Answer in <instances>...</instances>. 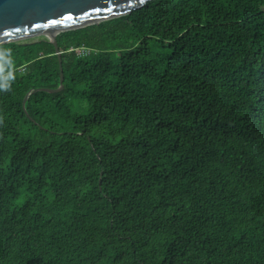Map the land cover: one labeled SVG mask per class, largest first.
Segmentation results:
<instances>
[{"label": "trees", "instance_id": "trees-1", "mask_svg": "<svg viewBox=\"0 0 264 264\" xmlns=\"http://www.w3.org/2000/svg\"><path fill=\"white\" fill-rule=\"evenodd\" d=\"M55 39L60 93L44 37L0 44V264H264V0Z\"/></svg>", "mask_w": 264, "mask_h": 264}, {"label": "water", "instance_id": "water-1", "mask_svg": "<svg viewBox=\"0 0 264 264\" xmlns=\"http://www.w3.org/2000/svg\"><path fill=\"white\" fill-rule=\"evenodd\" d=\"M148 1L150 0H0V44L25 41L35 36L44 37L53 45L58 58L59 86L40 87L32 91L60 93L64 90L63 73L55 36L62 31L126 15ZM29 93L22 100L23 109Z\"/></svg>", "mask_w": 264, "mask_h": 264}, {"label": "built area", "instance_id": "built-area-1", "mask_svg": "<svg viewBox=\"0 0 264 264\" xmlns=\"http://www.w3.org/2000/svg\"><path fill=\"white\" fill-rule=\"evenodd\" d=\"M69 51L74 52L78 56L85 55V54H87L89 52V50L86 47H84V46L71 47L69 49Z\"/></svg>", "mask_w": 264, "mask_h": 264}, {"label": "rangeland", "instance_id": "rangeland-1", "mask_svg": "<svg viewBox=\"0 0 264 264\" xmlns=\"http://www.w3.org/2000/svg\"><path fill=\"white\" fill-rule=\"evenodd\" d=\"M39 37H41V36H35L33 38L26 39L25 41H33V40L38 39Z\"/></svg>", "mask_w": 264, "mask_h": 264}]
</instances>
